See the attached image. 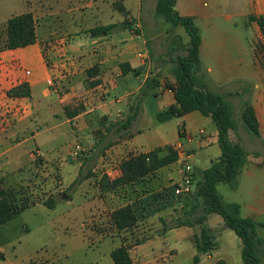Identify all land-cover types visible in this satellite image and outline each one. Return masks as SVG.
I'll return each mask as SVG.
<instances>
[{
  "label": "crops",
  "instance_id": "obj_1",
  "mask_svg": "<svg viewBox=\"0 0 264 264\" xmlns=\"http://www.w3.org/2000/svg\"><path fill=\"white\" fill-rule=\"evenodd\" d=\"M157 1L20 0V11L5 15L10 6L1 10L0 176L13 178L23 169L24 166L21 167L19 163L21 155L14 151L26 140L25 135L31 130L30 122L36 126L39 121L47 122L63 116L68 122L77 123L78 139L91 143L87 157L94 159L93 171L102 168L111 175L117 172L116 165L131 154L148 153L168 145L176 146L179 142L184 145L192 161L199 156L198 164H194L195 168L200 169L199 172L220 158L222 151L218 144V128L211 117L195 111L164 122L158 119V114L176 105L175 93L166 88L164 80L171 78L169 71L175 57L185 52L178 45L172 50L170 26L165 24L164 27L159 20L161 18L155 17ZM176 9L181 16L193 18L200 28V75L210 91L221 94L231 102L235 119L237 115L240 116V120L236 119L237 131H231L230 138L233 142H239L249 153L238 188L233 190L237 199L227 202L218 191L228 204L240 205L243 218H251L257 223V233L264 240V54H256L252 35L245 39L239 33L243 29H257L261 34V43H264L260 27L249 20L252 15L264 16V0H178ZM25 13L34 15L36 43L16 50L3 49L7 39V21ZM235 18L242 20V23L235 21ZM126 21L130 22L128 27H120L110 34L93 37L90 33L92 29ZM183 43L187 44L184 37ZM180 50L183 52L181 55L169 56L170 52ZM145 52L149 54L147 61L139 56ZM31 56L38 65L37 73L26 69ZM133 70L139 73L135 74ZM26 72H30V75ZM158 75H161L160 85L141 99L138 93L146 81ZM49 80L55 82L54 87L48 85ZM93 82H97L96 86L92 85ZM25 83L29 86L31 97L8 95L9 91ZM245 99H249L255 109L261 138H252L244 128L241 111ZM234 100L237 105L240 104L238 109ZM137 105H140V112L129 130L121 131L113 127L125 120ZM68 106L80 108L81 112L69 119L65 110ZM5 112H10L17 119L13 125L8 124L7 129H4ZM150 120L155 123L152 127ZM180 122L186 126V133L182 137L178 129ZM101 129V135L97 136L96 131ZM30 134L33 139L40 136V133L33 131ZM19 137L23 141L19 142ZM15 139L18 144L13 145ZM11 153L13 156L8 157ZM82 166L83 163H80L78 172ZM158 174L160 176L155 178L154 184L159 183L158 179L163 174H168L165 187H169L173 176L182 175L180 162L159 170ZM211 215L206 217V224ZM218 224V229L208 227L216 236V230L222 232L227 228L225 220ZM173 232L175 229L169 234ZM120 238L122 246L123 240ZM147 238L145 243L132 248L134 264H154L143 249L154 244L158 238ZM1 248L0 258L5 259L6 253ZM242 249L241 240L239 264H243ZM260 251L261 264H264V244ZM134 253L139 258L138 262ZM170 253L173 255L174 251ZM213 257V253L204 255L198 264ZM219 261L230 264L225 259L211 264ZM25 264L51 263L29 257Z\"/></svg>",
  "mask_w": 264,
  "mask_h": 264
},
{
  "label": "rangeland",
  "instance_id": "obj_2",
  "mask_svg": "<svg viewBox=\"0 0 264 264\" xmlns=\"http://www.w3.org/2000/svg\"><path fill=\"white\" fill-rule=\"evenodd\" d=\"M19 1L0 0V19L1 10L7 6L10 8L5 15L11 11H20ZM235 19L242 23V20ZM159 20L164 27L165 24L167 25L163 19ZM239 33L245 39L252 35V43L256 46L262 44L261 34L257 29H243ZM175 34L180 36L181 42L184 37L188 43L189 36L184 29L178 28ZM0 35H2L1 32ZM182 53L180 50L173 52L172 55L177 56ZM29 60L30 63L27 64L26 69L37 73L38 65H35L33 56ZM234 104L236 109L240 107L236 100ZM239 117L237 115L236 119L240 120ZM16 120L13 114L5 112L4 129L13 125ZM29 124L31 130L25 135L26 140L14 151L21 155L19 163L21 167H24L13 178L0 176V188L6 192H15L20 203L28 202L36 203V205L25 210L14 220L0 224V247L6 253L5 259L0 258V264H25L29 257L51 264H114L110 253L121 246L120 237L122 236L130 238L132 244L149 236L157 237L154 244L151 243L143 249L154 264H195L193 259L197 250L193 237L200 234L199 226L169 228L175 224V220H185L190 210L186 201L188 197L183 195L176 197L174 193L182 180V175L181 177L175 175L169 181V184L172 183L170 186L173 191L170 192V199L173 201L170 207L158 211L157 207L160 208L159 205L163 204L157 201L155 205L153 204L155 206L153 209L156 208L157 212L155 211L152 217L139 223L133 231L120 233L113 227L110 218L115 209L127 204V192L130 190L121 189L115 194L102 193L100 182L104 176L112 179L118 178L121 174L120 164L138 154L127 156L118 166L116 165L117 172L111 175L105 173L102 168L93 171L94 159L87 157L92 146L91 143L78 139L77 123L68 122L63 116L59 119L54 117L47 122L39 121L36 126L35 123L30 122ZM150 124L152 127L155 123L150 120ZM32 131L35 134L40 133V136L31 138ZM102 131L103 129L96 131V135H101ZM252 138L255 137L252 136ZM16 139L13 145L18 144ZM18 139L19 142L23 141V138ZM77 144L81 145L82 151L74 157L72 153ZM11 156L13 153L8 155V157ZM198 160L199 156L192 161L193 165L198 164ZM80 163H83V166L78 172ZM157 176L160 175L156 174L150 179L152 180L150 184L152 192H160L165 188L166 181L169 179L168 174H163L156 185L154 181L156 182ZM218 190L227 202L237 199L236 193L228 184H220ZM64 195H67L68 199L64 198ZM50 198L58 201L53 210L43 204ZM167 202L168 200L165 201ZM165 203L164 205H167ZM202 213L201 209L200 214ZM223 220L222 216L212 214L209 223L205 225L215 229ZM173 229L175 232L169 234ZM164 231L168 232L164 234ZM216 231L218 248L213 251V259H204L202 264H211L219 259H225L230 264H239L238 260L240 261L241 258L238 257V249L241 239L229 228L223 229L222 232L221 230ZM170 251H174V254L172 255ZM162 256H164L163 259H160ZM134 257L136 261L139 259L136 253ZM157 259L160 260L157 261Z\"/></svg>",
  "mask_w": 264,
  "mask_h": 264
},
{
  "label": "trees",
  "instance_id": "obj_3",
  "mask_svg": "<svg viewBox=\"0 0 264 264\" xmlns=\"http://www.w3.org/2000/svg\"><path fill=\"white\" fill-rule=\"evenodd\" d=\"M178 0H158L155 17L163 19L169 26L172 45H178L185 55L178 56L169 71L171 78H165L166 88L175 93L176 105L165 112L158 114L161 122L172 118H181L191 112H200L202 115L211 117L218 128V144L222 154L219 159L207 169L198 174H193L194 181L198 180L196 190L187 197V205L190 210L185 220H175L172 228L185 226H199L200 234H196L195 245L197 254L193 261L198 264L201 257L212 254L218 248L215 233L205 225L206 217L210 214H218L223 217L227 228L233 230L242 240L243 264H261V247L264 240L257 233V223L251 218L241 216V207L237 203L228 204L219 193L217 187L220 184H228L233 190L238 188L240 175L248 162L249 153L239 142H233L230 138L231 131H237L238 122L234 117V107L226 97L212 92L202 80L200 75L202 63L200 48L202 44L201 30L190 17H183L176 9ZM250 22H256L260 27L264 39V16H250ZM129 21L122 24H114L99 27L90 31L93 37L110 34L120 27H128ZM178 28L185 30L189 36V42H181L180 36L175 34ZM6 43L3 49L16 50L34 45L37 41L36 22L32 13H25L11 17L6 24ZM256 54H264V43L256 46ZM172 52L169 53V56ZM97 69V68H94ZM91 74V72H89ZM133 73L138 74V71ZM161 75L150 77L138 96L143 99L154 88L160 85ZM97 82L92 85L96 86ZM10 97H31L28 84H22L8 94ZM69 119L76 117L81 109L68 106L65 108ZM140 112V105L131 109V113L125 120L113 125L119 130H129ZM241 120L244 128L252 136L261 138L260 125L251 101L245 99L242 104ZM179 155L174 145L158 148L148 153L132 156L120 164L121 174L112 179L104 176L100 182L102 193L115 194L121 189L130 190L127 196V204L115 209L111 214V223L120 233H129L138 227L139 223L146 221L155 213V203L160 201L158 211L166 210L173 201L170 199L171 186L163 188L160 192H152V180L157 172L163 168L176 164ZM1 182V180H0ZM1 185V183H0ZM173 192V191H172ZM175 193V191H174ZM176 196V195H175ZM182 196V195H181ZM180 197V196H176ZM13 191L6 192L0 188V224H6L36 203H20ZM168 200L167 203L165 201ZM167 204V205H164ZM49 209H55L58 201L55 198L43 202ZM154 204V205H153ZM169 205V206H168ZM203 213L200 214V210ZM157 212V211H156ZM133 237V236H132ZM123 245L112 251L111 257L115 264H134L131 250L135 246L145 243L148 238L130 243V238L122 236ZM217 264H226L219 261Z\"/></svg>",
  "mask_w": 264,
  "mask_h": 264
},
{
  "label": "built area",
  "instance_id": "obj_4",
  "mask_svg": "<svg viewBox=\"0 0 264 264\" xmlns=\"http://www.w3.org/2000/svg\"><path fill=\"white\" fill-rule=\"evenodd\" d=\"M139 56L145 61L149 59L148 52L140 53ZM26 74L30 75V72H26ZM48 85L50 87H54L55 82L53 80H49ZM178 129H179V134L182 137L186 133L185 124L183 122H180L178 124ZM200 133H203V131H201ZM175 149L179 155V162H180L181 174H182V180L175 190V195L188 196L193 192V184L195 182L193 178V174L195 173V166L193 165L191 156L185 152L184 145L181 142L176 144ZM81 151H82L81 145L77 144L75 146L72 155L74 157H77Z\"/></svg>",
  "mask_w": 264,
  "mask_h": 264
},
{
  "label": "water",
  "instance_id": "obj_5",
  "mask_svg": "<svg viewBox=\"0 0 264 264\" xmlns=\"http://www.w3.org/2000/svg\"><path fill=\"white\" fill-rule=\"evenodd\" d=\"M200 171V169L198 168H195V174H198ZM197 183H198V180H195L194 184H193V191L196 190V187H197ZM64 198H67L68 199V196L67 195H64Z\"/></svg>",
  "mask_w": 264,
  "mask_h": 264
}]
</instances>
